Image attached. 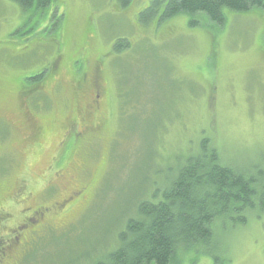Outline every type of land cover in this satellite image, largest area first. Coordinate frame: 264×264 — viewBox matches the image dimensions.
Returning a JSON list of instances; mask_svg holds the SVG:
<instances>
[{
    "label": "rangeland",
    "instance_id": "374dc122",
    "mask_svg": "<svg viewBox=\"0 0 264 264\" xmlns=\"http://www.w3.org/2000/svg\"><path fill=\"white\" fill-rule=\"evenodd\" d=\"M151 1L53 0L34 12L0 0V248L27 236V264L103 258L204 140L254 177L257 195L244 224L216 220L212 244L178 264H264V10L225 11L223 25L203 14L197 27L186 15L144 24ZM57 201L47 228H22Z\"/></svg>",
    "mask_w": 264,
    "mask_h": 264
},
{
    "label": "trees",
    "instance_id": "16d2710c",
    "mask_svg": "<svg viewBox=\"0 0 264 264\" xmlns=\"http://www.w3.org/2000/svg\"><path fill=\"white\" fill-rule=\"evenodd\" d=\"M25 11H43L53 0H11ZM122 8L133 0H116ZM263 9L264 0H152L139 21L158 25L179 15H205L216 25L225 23V11L245 13ZM124 43V42H119ZM126 43V42H125ZM117 48V47H116ZM45 72L29 80L41 83ZM255 179L245 171L222 164L218 152L202 142L201 151L178 167L177 175L156 201H140L136 216L119 231L117 246L94 264H178L179 256L195 246L214 241V222L232 213L244 224L243 213L254 206Z\"/></svg>",
    "mask_w": 264,
    "mask_h": 264
},
{
    "label": "flooded vegetation",
    "instance_id": "af4514ba",
    "mask_svg": "<svg viewBox=\"0 0 264 264\" xmlns=\"http://www.w3.org/2000/svg\"><path fill=\"white\" fill-rule=\"evenodd\" d=\"M98 100H100V94H99V90H96V95H95L94 99L91 101H93V103H95V104H98L99 103ZM1 120H3V119L0 118V122H1ZM76 130H77V128H76ZM71 137L69 136L68 138L70 139ZM46 192H47V195H46V193L44 195H41L43 199L49 198L48 197V191H46ZM70 198L71 197H69V199ZM64 202H66V201H64ZM64 202H59V201L54 202L51 208H49V206H46V205H41V206L35 208L33 211V217H30V218L27 217L24 220L25 223H24V225H22V228L27 229V227H29L32 224L33 225L42 224L41 230L44 228H47L49 225L46 223V217L48 216L49 212H51V211L54 212V211H59V210L61 211L62 210V203H64ZM47 203H49V201H47ZM45 224H47V225H45ZM22 228H20V229H22ZM22 231H23V229H22ZM35 231L36 230H32V232L34 234L36 233ZM40 237L41 236L36 235L35 239L40 238ZM11 241L12 240H9V243ZM15 241H16V245L18 247L17 249L9 247V243H8V246L6 248H4V249L0 248V264H27V258L33 250V249L31 250V248L27 247L30 244V243H27V236L24 237L23 239H21V234H19L18 236L15 237Z\"/></svg>",
    "mask_w": 264,
    "mask_h": 264
}]
</instances>
